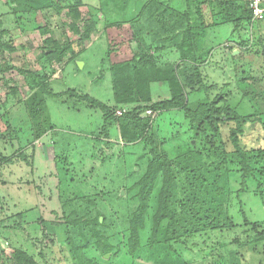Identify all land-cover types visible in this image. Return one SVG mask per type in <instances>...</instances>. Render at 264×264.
Segmentation results:
<instances>
[{
	"label": "trees",
	"instance_id": "1",
	"mask_svg": "<svg viewBox=\"0 0 264 264\" xmlns=\"http://www.w3.org/2000/svg\"><path fill=\"white\" fill-rule=\"evenodd\" d=\"M107 1L114 4L112 13L119 11V15L102 13L107 42L104 62L111 75L113 106L87 95L78 96L75 90L57 94L51 88L52 77L57 73L52 66L63 64L65 58L76 61L84 52L85 44L98 35L94 20L85 22L83 33L76 23L80 18L81 1L10 0L11 6H15L18 24L23 23V32L53 35L52 26L46 21L45 24L38 22V18L44 21L51 11L59 16L68 10L67 15L74 16L75 20L68 25L79 36L73 42L64 33L58 39L50 36L41 47L43 71H19L28 77L32 90L27 101L31 118H41L43 113L47 117L42 110L49 97L62 100L71 94L102 111L105 137L109 138L108 125L118 127L124 164L136 158L131 173H128L129 168L123 170L125 177L120 186L125 197L121 196V190L115 193L114 189L99 193L97 199L81 196L62 206L67 221L66 243L73 249L75 264H113L104 257H117L121 252L135 264L140 252L151 253L157 248L164 250V256L170 254L172 259H177L178 252L174 248L186 246L191 239L202 238L208 232L221 233L245 226L250 227L251 235L243 243L234 240V244L255 256L257 264H264V219L252 220L242 200L244 194L250 192L264 207V148L248 150L241 141L244 126L252 118L239 115L229 106L210 103L208 88L193 87L185 68L181 72L182 79L179 76L180 67L187 63L198 64L206 40L196 30L208 27L205 10L210 12L212 27L231 23L241 28L252 27L255 21L246 1L187 0V10L181 12L167 0H147L134 16H127V0H100L101 12L110 11ZM1 48L9 47L2 45ZM243 53L236 59L243 58ZM188 87L191 92H187ZM157 92H165L167 96L158 99ZM244 92L245 97L252 99L256 115H264L258 105L260 97L251 96L248 90ZM190 93L205 95L204 102H198L196 109L190 107ZM216 99L225 101L220 97ZM118 111L124 112L117 116ZM168 114L175 115L165 124L163 117ZM152 115L158 120H153ZM180 115L183 117L179 118ZM255 119L262 123L261 117ZM164 124L169 127L173 124L176 133H166ZM228 124H234L229 132V144L221 134L222 127ZM53 129L52 125L43 132L36 129L34 139L39 140ZM195 141L199 143L195 145ZM132 175L138 177L133 183L128 180ZM111 212L114 213L111 215ZM149 212H153L152 216ZM115 216L120 217L119 227H116ZM240 218L242 224L238 223ZM148 225H151L150 240L143 244L140 233L147 230ZM123 233L127 239L122 248V243L115 244L113 240ZM0 252V264H41L20 249H1ZM232 253L229 260L223 258L227 261L223 264H249L245 253Z\"/></svg>",
	"mask_w": 264,
	"mask_h": 264
},
{
	"label": "rangeland",
	"instance_id": "2",
	"mask_svg": "<svg viewBox=\"0 0 264 264\" xmlns=\"http://www.w3.org/2000/svg\"><path fill=\"white\" fill-rule=\"evenodd\" d=\"M80 1L82 3L79 9L80 18L76 23L83 33L85 22L94 20L98 35L93 36L92 42L85 44L84 52L76 58V61L65 58L63 64L52 66L57 73L52 77L51 88L57 94L75 90L78 96L87 95L96 101L113 106L111 75L107 71V62H104L107 42L102 13L119 15V11L117 9L112 13L111 10L114 8L112 1H107L110 11L104 12L100 11V0ZM167 1L174 9L181 12L187 10V0ZM145 2L147 0H127V16H134ZM14 7L11 6L10 0H0L2 20L0 33L5 32L0 37V62L9 77V83H15L20 87V95L23 99L29 95V79L19 71L32 73L43 71V64L40 61L43 41L50 36L58 39L62 33L72 42L78 40L79 36L75 35L68 25L75 21L74 16L67 15L68 10L59 16L51 11L47 13L44 21L38 16V22L45 24L46 21L54 31L53 35L42 36L38 31L21 30L23 23L18 24ZM116 18L114 16V19ZM204 18L208 27L196 30V33L203 35L206 40L199 54L198 64L187 63L180 67V79H182L181 72L185 68V72H188L186 76H189L194 83L193 87L208 88L210 103L215 102L219 106L234 108L241 116H251L252 121L244 126L242 145L248 150L264 148V115L257 116L252 99L243 95L244 91L248 90L251 96L260 97L258 105L264 112V20L255 22L252 27L241 28L237 23L212 27L213 21L209 10H205ZM242 42L246 45H242ZM2 45L11 48V51L9 48L2 49ZM235 51L239 53L234 56ZM241 52H244V57L236 59ZM78 62L84 64L83 68L79 67ZM195 68L199 71L196 72ZM103 73L104 78H101ZM187 92H191V88L188 87ZM156 95H159L158 99L167 96L165 92H157ZM190 97L192 109H196L198 102H204L205 99L203 93L195 95L190 93ZM218 97L225 101L220 102V99H216ZM42 112H46L47 117L43 113L41 118H30V121L26 119L28 114L25 107L23 105L17 107L14 118L20 123L15 135L19 139L9 141L7 138L9 144L6 146L0 139L2 153L0 155V250L20 249L35 257L41 264H75L73 249L69 243H66L67 221L62 206L81 196L97 199L99 193H108L114 189L115 193H118L122 189L120 185L125 177L124 171L129 168L128 173H131L135 168L133 165L136 158L123 163V144L119 139L118 127L115 124L108 125L109 138L105 137L103 113L87 101L72 97L71 94L62 100L49 97ZM173 115L175 114L165 115L163 118L166 119L163 122L167 124L168 118H174ZM181 116L183 117L180 115L179 118H182ZM260 117L262 123L255 119ZM152 119L158 120L156 116ZM165 124L163 129L166 133L172 135L176 133L173 124H169L170 127ZM51 125L54 131L40 140L46 147L45 151L37 147L35 156H32L33 146L30 145L25 153L16 154L20 146L32 144L34 140L32 137L37 133L36 128L43 132ZM233 127L234 124H228L221 129L227 144H229V132ZM194 143L197 145L199 142ZM174 144H177L176 141ZM51 159L52 163L48 162ZM52 164H57L58 167L54 169L55 174L51 179ZM136 171L140 170L136 169ZM2 180H5V183L1 182ZM128 180L133 183L138 177L132 175ZM251 186L253 188V185ZM39 191L46 193L42 198L43 201L39 197ZM122 191L124 190L120 192ZM242 200L246 203V211L252 220L264 219V207L252 193L244 194ZM113 213L111 212V215ZM152 214L153 212H149V216ZM114 219L117 221H115L116 227H119L117 223L120 222V217L115 216ZM238 223L242 224L241 218ZM150 226L148 225L147 230L140 233L143 244L150 240ZM249 229L250 227L245 226L221 233L208 232L202 238L191 239L186 246L174 248L178 252L177 259H172L170 254L164 256L162 248L154 249L151 253L143 250L135 259V264H180V262L223 264L227 262L223 258L229 260L232 252L245 253L249 264H257L258 260L255 256L252 257L253 255L247 251V253L241 251L239 244H234L236 239L241 243L246 241L251 235ZM126 239L123 233L114 237L113 241L115 244L122 243L123 248ZM125 254L121 252L117 257L107 255L108 258L107 256L104 258L110 259L113 264H131L130 257H123Z\"/></svg>",
	"mask_w": 264,
	"mask_h": 264
},
{
	"label": "crops",
	"instance_id": "3",
	"mask_svg": "<svg viewBox=\"0 0 264 264\" xmlns=\"http://www.w3.org/2000/svg\"><path fill=\"white\" fill-rule=\"evenodd\" d=\"M2 26V20H0V27ZM7 36V35H6ZM29 95L26 98H21L20 95V87L15 84V83H9V77L7 75V73L4 71L2 63L0 62V139L3 140V144L6 146L7 144V138L8 140H15V139H19L16 137V133L18 129H19V123L20 121L17 122V119L14 118L15 116V110L17 107L20 106H24L25 110L27 111L28 114V118H26L27 120H30L31 116H30V112H29V108L27 106V101L30 99L31 95H32V90L29 87ZM26 120V121H27ZM31 121V120H30ZM17 122V123H16ZM33 125V123L31 124V126ZM34 128V127H33ZM37 129V128H36ZM54 131L50 130L47 131L42 137H45L48 135V133ZM34 133V132H33ZM11 134V135H10ZM41 137V138H42ZM34 139V137H32ZM41 138L39 140H33L32 144H26L25 146H20L19 150L16 154H21V153H25L26 149L31 145L33 146V153L32 156H35V152H36V148L40 147L42 148L44 151L46 148L45 145L41 144ZM25 147V148H23ZM50 148V147H49ZM16 152V151H15ZM2 153L0 152V155ZM48 162L52 163V159ZM51 167V166H50ZM53 169V170H52ZM56 170V165L52 164V167L50 168V175H52L51 179L53 178V175L55 174V170ZM1 182L5 183V180H2ZM46 195V193L39 191V197L41 199V201H43V197ZM2 211V210H1Z\"/></svg>",
	"mask_w": 264,
	"mask_h": 264
},
{
	"label": "built area",
	"instance_id": "4",
	"mask_svg": "<svg viewBox=\"0 0 264 264\" xmlns=\"http://www.w3.org/2000/svg\"><path fill=\"white\" fill-rule=\"evenodd\" d=\"M249 10L252 12L253 21H263L264 20V0H245ZM117 115L121 116L120 111Z\"/></svg>",
	"mask_w": 264,
	"mask_h": 264
},
{
	"label": "water",
	"instance_id": "5",
	"mask_svg": "<svg viewBox=\"0 0 264 264\" xmlns=\"http://www.w3.org/2000/svg\"><path fill=\"white\" fill-rule=\"evenodd\" d=\"M238 53H239L238 51H235L233 54H234V56H235V55H237ZM78 65H79L80 68H83V65H84V64H83L82 62H78ZM124 194H125V192L122 191V192H121V195L124 196ZM101 221H102V219H101ZM106 258H108V256H107Z\"/></svg>",
	"mask_w": 264,
	"mask_h": 264
}]
</instances>
